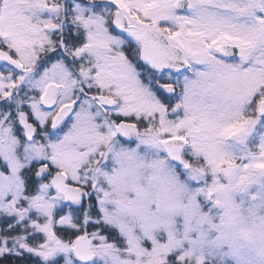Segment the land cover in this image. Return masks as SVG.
Wrapping results in <instances>:
<instances>
[{"label":"snow or ice","instance_id":"obj_1","mask_svg":"<svg viewBox=\"0 0 264 264\" xmlns=\"http://www.w3.org/2000/svg\"><path fill=\"white\" fill-rule=\"evenodd\" d=\"M0 264H264V0H0Z\"/></svg>","mask_w":264,"mask_h":264}]
</instances>
